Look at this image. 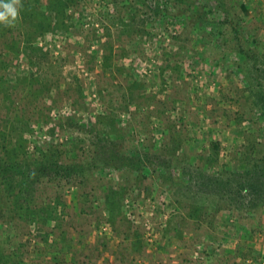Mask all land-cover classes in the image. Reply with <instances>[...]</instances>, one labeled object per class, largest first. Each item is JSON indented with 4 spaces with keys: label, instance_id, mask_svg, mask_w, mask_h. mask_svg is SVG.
Masks as SVG:
<instances>
[{
    "label": "rangeland",
    "instance_id": "374dc122",
    "mask_svg": "<svg viewBox=\"0 0 264 264\" xmlns=\"http://www.w3.org/2000/svg\"><path fill=\"white\" fill-rule=\"evenodd\" d=\"M28 1L53 22L31 52L20 17L3 25L14 47L1 84L49 91L53 109L35 122L11 108L3 144L21 143L24 159L54 146L92 161L113 143L146 164L40 187L14 174L0 184V240L14 245L0 246V264H264V0H198L204 23L170 0H72L64 15Z\"/></svg>",
    "mask_w": 264,
    "mask_h": 264
},
{
    "label": "trees",
    "instance_id": "16d2710c",
    "mask_svg": "<svg viewBox=\"0 0 264 264\" xmlns=\"http://www.w3.org/2000/svg\"><path fill=\"white\" fill-rule=\"evenodd\" d=\"M52 4L50 7H48V10H51L50 12L54 13L56 12L57 15L62 14L64 15L67 8L72 6V0H51ZM171 4L173 6V9L180 12L185 10V8H188L191 17L195 20V22H208L209 18L204 11V8L199 7L198 0H170ZM22 7L20 8V19H21V32L19 35L26 36L27 40L24 42L25 48L27 50L33 51L35 48L32 46L31 41H33L41 32V29L43 26L47 23V26H51L53 22L52 16L47 17L44 12H42L40 7L33 6L29 3L28 0H21ZM196 7V9H195ZM226 12V11H225ZM49 13V12H48ZM183 14V13H182ZM226 18L221 25H227L230 23V13L226 12ZM213 23H218L216 18H212ZM46 26V27H47ZM5 32L3 24H0V69L7 68L9 66V63H6V58L10 57L11 55H7L6 50L14 47L12 45L9 47V39L4 37L3 33ZM238 39V34H237ZM29 48V49H28ZM29 50V51H30ZM30 51V52H31ZM241 51V50H240ZM6 52V53H5ZM242 52V51H241ZM13 60V58L11 59ZM4 77H0V123L4 122V117L8 115L9 111H11V108H18L20 110V114L24 115V118L26 120H33L35 119V122H38L42 120L41 111L44 109H47V111L53 109L50 105L47 106L46 102H43L42 100L45 98L51 99V92L45 91L42 95V97L37 93V91H29L27 95L23 97L22 94H17L14 96L13 92H19L18 88H13V85H9L7 83L1 84L4 80ZM6 84V85H5ZM13 88V89H12ZM12 92V93H11ZM15 97H22L19 100H17ZM10 99H12L10 101ZM39 99L38 101H36ZM56 105V104H55ZM40 117H39V116ZM62 125V123L60 122ZM101 143V142H100ZM19 146V147H18ZM114 146V149L112 151V147ZM11 148V151L8 153L9 155H6V159H0V184L4 183L6 186H8L10 183L9 180L14 179V174L21 173L23 174V177L25 178V184L32 185L31 183H36L38 187H40L44 182H48L50 179L55 177L56 175L59 176H65L63 178H72L74 173L81 174V173H88L93 168L101 167L105 164L118 166V167H124L127 168V175L132 176L135 174V172L141 171L144 165L146 164L143 160L136 158L132 155V152L135 151V149L132 147H126L122 145L121 149H119V146L114 145L111 143V151H107L104 146H102L99 149V152L97 151L96 157L89 156L87 158H90L92 161H89L88 159L84 158L80 161H70L68 159H65V151H59L58 149H55L54 146H50L47 151V153H39L41 155V159H35V154L31 156L30 158L24 159L23 156H20L19 150L20 148H23V145L19 143H13L12 141H7L6 144H3L2 138L0 137V154H2V151L7 150ZM99 153V156H98ZM162 154L164 153H158L159 155L157 157L158 160H160L162 166L171 167L172 165L169 164V162L164 161L162 158ZM3 157V156H2ZM172 164L175 160H178V155H173L171 157ZM136 170V171H135ZM158 172V171H155ZM154 172V173H155ZM261 179L263 176L260 177ZM23 181V182H24ZM264 186V183H259ZM113 191L112 188H110V192ZM12 193L9 189H5L3 191V197L2 200L8 204V206H4L3 210L13 212L12 218H15L16 211L14 209V199ZM47 205V204H45ZM43 204H37L35 210L38 213L41 208L45 207ZM13 224L12 222H10ZM0 246L1 247H11L14 245L13 241L9 240V235L4 236V240H0ZM22 248L19 246L16 247V251H21ZM19 260L18 263H21L24 261V254H19ZM22 260V261H21ZM217 263V262H214ZM217 264H220L219 262Z\"/></svg>",
    "mask_w": 264,
    "mask_h": 264
},
{
    "label": "clouds",
    "instance_id": "9594fccd",
    "mask_svg": "<svg viewBox=\"0 0 264 264\" xmlns=\"http://www.w3.org/2000/svg\"><path fill=\"white\" fill-rule=\"evenodd\" d=\"M21 7V0H0V24H13L20 16Z\"/></svg>",
    "mask_w": 264,
    "mask_h": 264
}]
</instances>
